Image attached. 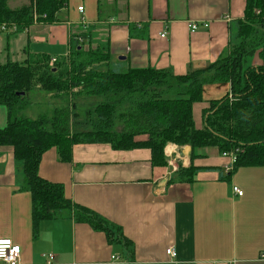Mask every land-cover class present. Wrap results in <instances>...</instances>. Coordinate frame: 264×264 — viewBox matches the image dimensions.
<instances>
[{"label":"crops","instance_id":"0c3cea01","mask_svg":"<svg viewBox=\"0 0 264 264\" xmlns=\"http://www.w3.org/2000/svg\"><path fill=\"white\" fill-rule=\"evenodd\" d=\"M69 2L55 23L0 33V66L42 57L59 61L69 56L70 42L88 31L91 47L107 40L112 59L123 67L183 76L226 54L230 25L243 18L246 0H95V20L85 15V21V7L77 5L83 7L82 13L77 10L80 22L69 20ZM63 11L67 15L59 21ZM189 23L208 28L191 33ZM258 64L255 54L252 65ZM229 88L205 85L193 118H201L206 102ZM6 124V109L0 106V130ZM169 146L166 167H152L148 149L116 151L106 144L74 145L70 163L60 162L51 148L38 165L39 177L61 184L66 199L121 228L133 244L131 260L104 234L69 218L42 221L33 236L30 196L20 190L8 146L0 147V239L19 248L20 264H264V167L239 168L226 178L228 159L217 149L198 150L191 161L188 148ZM181 161L199 172L191 183L170 184ZM232 187L242 196L233 195ZM168 248L175 259L166 255ZM46 255L53 256L51 263Z\"/></svg>","mask_w":264,"mask_h":264},{"label":"trees","instance_id":"16d2710c","mask_svg":"<svg viewBox=\"0 0 264 264\" xmlns=\"http://www.w3.org/2000/svg\"><path fill=\"white\" fill-rule=\"evenodd\" d=\"M68 1L30 0L10 9L8 0H0V25L13 24L23 32L32 26L34 12L46 16L45 24L55 23ZM229 32L222 58L184 76L123 67L112 59L107 40L91 47L88 31L70 42L68 57L52 66L46 57L0 66V106L7 113L0 147L13 149L20 190L30 196L33 236L40 222L69 218L101 232L108 244L122 247L127 260L133 258V244L120 227L66 199L61 184L39 177L42 154L51 148L64 163L72 161L74 145L106 144L116 151L144 148L150 151L152 167H166L167 145L189 147L191 161L198 150L215 148L236 156L226 178L239 168L264 167V0H246L243 18L232 23ZM255 54L258 65H252ZM221 83L229 84V92L206 102L203 126L196 128L193 104L202 101L205 85ZM32 90L57 98L59 106L49 115L29 119L22 112ZM73 99L94 101L81 122L72 114L77 103ZM198 172L192 165L178 167L171 184L191 183Z\"/></svg>","mask_w":264,"mask_h":264},{"label":"rangeland","instance_id":"374dc122","mask_svg":"<svg viewBox=\"0 0 264 264\" xmlns=\"http://www.w3.org/2000/svg\"><path fill=\"white\" fill-rule=\"evenodd\" d=\"M69 20L72 21L74 19H76V21L80 22L81 18L78 17L79 14L77 12V5L80 4L81 6L85 7V13H84V18L86 21V17L89 18L90 15L94 16L92 17L93 20H95V18L97 17V8H96V3L95 0H69ZM100 1V0H99ZM10 3V6H9ZM30 4V0H8V7L11 8H16L18 9L20 7H22L23 5H29ZM83 8V7H82ZM100 12H103V6H101V10ZM255 14H258L257 11H255ZM67 13L66 12H61L58 17H59V21H64V16H66ZM86 15V17H85ZM87 45H85L86 47ZM86 50V49H84ZM50 66H52V64H49ZM184 76V75H183ZM227 94V93H226ZM224 96V95H223ZM222 96V97H223ZM221 98V97H220ZM74 101H76V105L74 107H71V111L72 114L76 115V120L78 122H81L82 120H84V111L87 109L85 108V110H83L85 106H83V104L87 103V107L91 106L90 104H93V100H82L85 103H83L82 101L73 99ZM24 102H26L25 104V110L22 112V114L26 117H28L29 119L35 120L37 118H39L40 116H44V115H49L50 112L52 111V109L56 108L59 106V102L57 100V98H51L49 96H46L44 93H42L39 90H32L26 97ZM202 102V101H200ZM198 102V103H200ZM197 104V103H194ZM193 104V105H194ZM206 106V105H205ZM204 109V108H203ZM202 109V110H203ZM202 110H201V114H202ZM79 111V113H78ZM79 114V116H78ZM192 116H193V106H192ZM202 118H198V116H195L193 118V122L196 128H198V126H200L202 128ZM169 146V145H167ZM174 146V145H173ZM170 147V146H169ZM166 148V147H165ZM164 148V149H165ZM179 149H183V148H188V154L186 156H190L191 154V150L189 149V147H178ZM204 149H208V148H204ZM218 151V150H217ZM219 153V151H218ZM225 153H229V152H225ZM232 153V152H231ZM224 153H220V155L222 156ZM234 154V153H233ZM235 155V154H234ZM165 156V155H164ZM169 159H171V156H167ZM223 157V156H222ZM166 158V157H165ZM190 158V157H189ZM225 158V157H223ZM227 159V158H226ZM183 161L178 163V166L176 168V170L178 169V167H184L182 165ZM192 164V163H191ZM193 165V164H192ZM194 166V165H193ZM186 167V166H185ZM195 167V166H194ZM175 173V172H174ZM174 179V175L172 176L171 180H170V184L171 181ZM173 184H182V183H173Z\"/></svg>","mask_w":264,"mask_h":264},{"label":"built area","instance_id":"2783aa9c","mask_svg":"<svg viewBox=\"0 0 264 264\" xmlns=\"http://www.w3.org/2000/svg\"><path fill=\"white\" fill-rule=\"evenodd\" d=\"M33 1H35V0H33ZM77 10H78V12H81V13L83 12L82 7H78ZM45 18H46L45 15H42L41 17H39L34 12L32 25L42 24V23L44 24L43 20ZM82 23H83V20H82ZM188 28H189V31L191 33H194L200 28H202V29L208 28V24L207 23H201V24L189 23ZM0 33L16 34V33H18V31H17V27L13 24H8V25L1 24L0 25ZM165 36H166V34L163 33L160 35V38H165ZM78 40H80V39H78ZM55 62H56V59L50 60V63L52 65ZM222 156L228 159V164L224 166V172L228 173L232 170L233 164L236 161V156L231 152L224 153ZM231 193L233 195L242 196V192L236 187L231 188ZM166 255H168L171 259L176 258V252L174 251L173 248H168L166 250ZM44 257L47 259L48 263H51L53 261L52 255H46ZM0 264H20V250L17 246L13 245V243L9 240L0 239Z\"/></svg>","mask_w":264,"mask_h":264},{"label":"bare ground","instance_id":"6f19581e","mask_svg":"<svg viewBox=\"0 0 264 264\" xmlns=\"http://www.w3.org/2000/svg\"><path fill=\"white\" fill-rule=\"evenodd\" d=\"M229 173V172H228Z\"/></svg>","mask_w":264,"mask_h":264}]
</instances>
